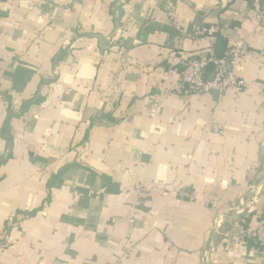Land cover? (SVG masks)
I'll return each mask as SVG.
<instances>
[{
    "label": "crops",
    "instance_id": "0c3cea01",
    "mask_svg": "<svg viewBox=\"0 0 264 264\" xmlns=\"http://www.w3.org/2000/svg\"><path fill=\"white\" fill-rule=\"evenodd\" d=\"M250 4L0 0V264H264L239 235L264 210ZM238 40L258 53L238 62L245 88L176 93L188 60Z\"/></svg>",
    "mask_w": 264,
    "mask_h": 264
},
{
    "label": "built area",
    "instance_id": "2783aa9c",
    "mask_svg": "<svg viewBox=\"0 0 264 264\" xmlns=\"http://www.w3.org/2000/svg\"><path fill=\"white\" fill-rule=\"evenodd\" d=\"M250 6L257 24L264 27V0H251ZM218 33L219 27L215 25L197 26L188 36L192 39L215 38ZM249 55H258V53L249 48L246 41L238 40L221 56L210 55L188 60L181 72L179 83L175 87L176 93L195 96L215 94L218 100H222L228 90L245 88L246 84L236 75V69L238 62ZM213 126L217 133L225 134L221 128L222 125L218 122H214ZM238 204L243 207V200H240ZM238 213L243 212L239 210ZM224 224V216L217 215L212 222V228L219 230ZM239 235L245 243H252L264 252V210L258 226L241 228Z\"/></svg>",
    "mask_w": 264,
    "mask_h": 264
}]
</instances>
